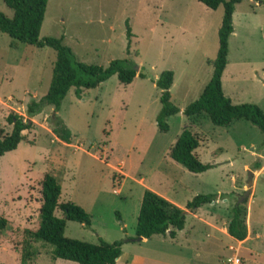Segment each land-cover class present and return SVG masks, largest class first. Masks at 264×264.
<instances>
[{"label":"rangeland","instance_id":"obj_1","mask_svg":"<svg viewBox=\"0 0 264 264\" xmlns=\"http://www.w3.org/2000/svg\"><path fill=\"white\" fill-rule=\"evenodd\" d=\"M0 13L11 17L1 0ZM221 16L222 5L210 10L195 0H47L39 39H61L82 64L106 67L112 60L124 61L135 77L122 85L111 76L79 96L69 89L55 114L45 107L29 118L32 126L22 132L23 140L0 157V219L5 221L0 264H19L25 231L37 225L39 181L45 173L59 185L58 202L76 205L90 221L88 227L66 221L64 237L119 242L115 264H222L232 253L241 264H264L263 135L245 121L216 127L203 116L181 114L208 82ZM231 21L222 94L232 105L254 104L264 115V0H242ZM10 43L0 33V127L5 133L11 129L5 122L9 113L28 119L27 104L46 93L55 59L50 48ZM163 71L172 73L170 102L179 112L167 118L168 129L160 133L154 80ZM51 115L69 130V144L51 133ZM182 129L198 139L194 154L210 169L193 174L169 159ZM255 162L260 171L252 170ZM144 191L185 212L183 228L173 239L155 235L135 241ZM230 193L233 198L221 199ZM196 195H212L214 201L185 210ZM236 201L246 207L247 235L239 243L225 231ZM54 215L61 217L59 211ZM31 245L35 255L27 264H76L52 260L48 246Z\"/></svg>","mask_w":264,"mask_h":264},{"label":"trees","instance_id":"obj_2","mask_svg":"<svg viewBox=\"0 0 264 264\" xmlns=\"http://www.w3.org/2000/svg\"><path fill=\"white\" fill-rule=\"evenodd\" d=\"M11 11L7 18L0 13V33L10 38V47L20 43L35 48H50L55 53L51 77L46 93L38 100H31L25 110L28 119L9 113L5 122L11 127L8 133L0 127V157L14 150L23 140L22 132L31 128L29 118L37 115L43 108L51 107L55 114L62 99L69 89L79 96L81 90L93 89L115 76L122 85L131 83L135 71L124 61L112 60L106 67L86 65L74 60L71 51L61 44V39L45 37L38 38L47 0H1ZM210 10L222 5L220 26L217 30V51L212 61V70L208 82L199 96L187 104L181 114L188 119L203 116L216 127H227L233 121H245L264 137V115L254 104L232 105L221 91L220 78L226 64L227 39L232 33L231 16L234 6L242 0H195ZM126 24V39L130 38ZM142 77V74H138ZM172 84V73L161 72L154 80V86L159 91V110L155 117L158 132L167 131V118L177 114L179 110L171 104L169 88ZM51 133L64 144H69L71 135L62 121L55 115L49 117ZM264 144V143H263ZM198 147V139L188 130L182 129L169 149V159L180 165L186 171L199 174L211 168L202 164L194 154ZM260 168L259 162L252 165V170ZM40 204L37 213V225L32 231H25L26 240L19 254V264H27L35 255L32 243L48 246L52 260L59 259L76 264H115L120 254V243H106L98 239L96 244L81 242L64 237L65 222H75L89 226L87 214L76 205L59 203L60 188L55 178L43 174L39 181ZM234 194L221 195V199L233 198ZM214 201L212 195H196L186 202L184 209L193 212ZM59 211L61 217L54 215ZM117 216V215H116ZM118 219V216L116 217ZM246 207L245 202H234L229 209V219L225 227L226 234L234 241L241 242L246 238ZM5 221L0 219V231ZM184 216L182 210L150 191H144L138 208L134 236L148 239L151 236H168L173 239L176 232L182 230Z\"/></svg>","mask_w":264,"mask_h":264},{"label":"built area","instance_id":"obj_3","mask_svg":"<svg viewBox=\"0 0 264 264\" xmlns=\"http://www.w3.org/2000/svg\"><path fill=\"white\" fill-rule=\"evenodd\" d=\"M222 264H241V260L238 257L237 253H232L225 258Z\"/></svg>","mask_w":264,"mask_h":264},{"label":"water","instance_id":"obj_4","mask_svg":"<svg viewBox=\"0 0 264 264\" xmlns=\"http://www.w3.org/2000/svg\"><path fill=\"white\" fill-rule=\"evenodd\" d=\"M251 180H252V173L249 171L248 172V180L246 182V186H247L248 191H250ZM182 214L184 215L185 212H183ZM141 240H143V238H141V237L135 238V241H141Z\"/></svg>","mask_w":264,"mask_h":264},{"label":"crops","instance_id":"obj_5","mask_svg":"<svg viewBox=\"0 0 264 264\" xmlns=\"http://www.w3.org/2000/svg\"><path fill=\"white\" fill-rule=\"evenodd\" d=\"M260 167H261V166H260ZM259 169H260V168H259ZM259 169H258V170H259ZM256 171H257V170H256ZM259 171H260V170H259ZM261 172H262V171H261ZM252 176H253V173H252ZM251 183H252V180H251ZM256 231H257V233H256L254 236H255V238H256V240H257V239L260 238V235H259L260 232H259L258 230H256ZM243 241H244V240H243ZM236 242H237V241H236ZM237 243H239V242H237Z\"/></svg>","mask_w":264,"mask_h":264}]
</instances>
